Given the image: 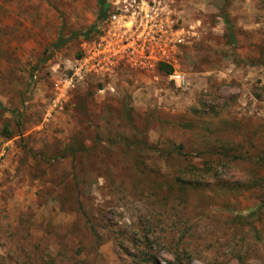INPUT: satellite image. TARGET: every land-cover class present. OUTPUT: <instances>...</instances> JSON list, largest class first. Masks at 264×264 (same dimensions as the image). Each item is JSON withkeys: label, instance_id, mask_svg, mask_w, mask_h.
I'll return each mask as SVG.
<instances>
[{"label": "rangeland", "instance_id": "374dc122", "mask_svg": "<svg viewBox=\"0 0 264 264\" xmlns=\"http://www.w3.org/2000/svg\"><path fill=\"white\" fill-rule=\"evenodd\" d=\"M171 3L184 85L72 87L98 1L0 0V264H264V0Z\"/></svg>", "mask_w": 264, "mask_h": 264}, {"label": "built area", "instance_id": "2783aa9c", "mask_svg": "<svg viewBox=\"0 0 264 264\" xmlns=\"http://www.w3.org/2000/svg\"><path fill=\"white\" fill-rule=\"evenodd\" d=\"M172 8L171 0H108L97 38L84 43L64 85L73 87L93 72L102 74L112 63L149 72L168 65L169 80L184 85L179 57L194 31L179 24Z\"/></svg>", "mask_w": 264, "mask_h": 264}, {"label": "trees", "instance_id": "16d2710c", "mask_svg": "<svg viewBox=\"0 0 264 264\" xmlns=\"http://www.w3.org/2000/svg\"><path fill=\"white\" fill-rule=\"evenodd\" d=\"M98 1V18L96 20V26L98 24H100L103 19L106 17L107 15V2L106 0H97ZM171 67H169L168 65H160L158 67V71L164 72L166 74H169L171 72Z\"/></svg>", "mask_w": 264, "mask_h": 264}]
</instances>
